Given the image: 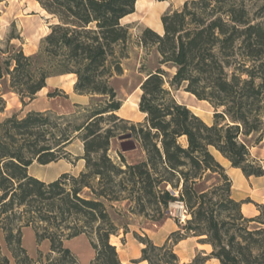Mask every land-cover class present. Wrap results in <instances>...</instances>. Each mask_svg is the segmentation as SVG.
<instances>
[{
    "label": "trees",
    "instance_id": "obj_1",
    "mask_svg": "<svg viewBox=\"0 0 264 264\" xmlns=\"http://www.w3.org/2000/svg\"><path fill=\"white\" fill-rule=\"evenodd\" d=\"M37 1L56 21L37 52L13 47L0 79L27 105L50 77L74 74L75 92L92 99L70 114L33 109L0 121V231L8 251L0 243V264H81L66 241L83 234L94 249L89 264H124L111 237L129 226L118 224L109 206L125 204L127 214L158 223L177 200L190 218L178 219L162 244L135 233L144 245L140 261L180 264L175 245L196 236L213 249L190 264H264V204L258 215L244 214L245 201L233 197V180L213 151L246 177L264 176L251 152L264 138V1L185 0L162 15V33L146 27L139 43L160 58L140 85L139 122L119 114L123 100L112 84L131 40L122 19L137 0ZM181 87L215 108L213 123L178 101L173 89ZM116 138L119 160L110 154ZM137 145L144 155L129 162L122 150ZM74 156L83 162L77 172L47 181L31 171L36 162L63 159L78 166ZM25 227L49 250L32 255Z\"/></svg>",
    "mask_w": 264,
    "mask_h": 264
},
{
    "label": "rangeland",
    "instance_id": "obj_2",
    "mask_svg": "<svg viewBox=\"0 0 264 264\" xmlns=\"http://www.w3.org/2000/svg\"><path fill=\"white\" fill-rule=\"evenodd\" d=\"M149 8L138 9L136 12L129 15L123 20L124 24L129 25L131 40L128 47V56L122 60L123 73L116 75L112 79V84L115 87L118 96L123 100L122 109L119 114L134 122L144 120V114L139 110V101L142 93L141 83L147 73L154 70L159 63L160 55L154 47H144L139 43V37L146 27H151L154 30L162 33L163 25L161 17L169 9L179 8L184 0H167L160 2L159 0H150ZM253 7H257L264 0H251ZM258 1V2H257ZM44 9L37 0H1L0 1V69L3 66V61L8 58L14 48L23 47L27 54H33L39 49L41 40L50 32V25L56 21ZM264 19V18H263ZM14 37V38H12ZM12 38V39H11ZM174 69H171L173 72ZM8 78L0 79L3 96L6 100V108L0 111V121L4 118L17 113L19 116L25 115L30 110H52L60 114H70L78 108L72 99H70L67 89L74 79L72 76L59 77L64 90L56 96H49V92L44 91L38 93L37 96L29 101L27 105H23L19 96L10 90ZM54 81L51 80V83ZM173 93L178 101L187 104L194 112L198 113L204 119L209 120L214 116L215 108L205 100H199L195 95L187 92L184 87L173 89ZM73 95V99L86 102L88 105L92 97H77ZM120 139L113 140L110 154L116 160H119L118 151L121 150ZM77 146V145H76ZM74 146L73 150H77ZM129 162L140 160L143 157V151L139 145L132 150H122ZM217 158L225 164L230 177L233 180V197L238 200H244L243 212L247 216H255L260 213L258 204H264V176L246 177L241 170H235L219 152L213 150ZM253 157L264 166V138L263 141L251 148ZM76 160V157L74 156ZM78 166H74V162L63 159L58 162H53L47 165H42L36 162L31 171L43 178L55 177L59 172L73 168L72 171L77 172L82 167L83 162L76 160ZM215 182L211 180L209 183ZM173 202L169 208V215L161 222H149L143 217L127 214L125 204H115L114 207L109 206V210L115 221L123 225L128 223L129 232L125 233L124 228H120L118 235H112L111 241L117 246L120 257L121 254L125 257L124 264H148L146 261H140L141 249L144 246L135 233L144 236L147 234L157 244H162L166 241L171 232L179 229L177 220L179 212L175 209ZM126 214V216H123ZM190 218L189 214L187 218ZM186 218V219H187ZM186 221V220H185ZM179 219V222L185 223ZM254 222L252 226H256ZM23 243L32 255H36L37 248L43 251H48L49 242L37 243L35 232L32 227H25ZM200 238L190 236L175 245V251L180 257V264H190L198 254H210L212 246L207 243L200 242ZM0 243L3 246L5 253H8L4 236L0 231ZM66 245L70 247L79 257L81 264H89L94 255V249L90 240L86 235H80L66 241ZM122 259V258H121ZM216 259L210 260L212 264Z\"/></svg>",
    "mask_w": 264,
    "mask_h": 264
},
{
    "label": "crops",
    "instance_id": "obj_3",
    "mask_svg": "<svg viewBox=\"0 0 264 264\" xmlns=\"http://www.w3.org/2000/svg\"><path fill=\"white\" fill-rule=\"evenodd\" d=\"M160 1V0H159ZM163 1H167V0H163ZM163 1H160V2H163ZM185 1V0H184ZM136 12V11H135ZM134 12V13H135ZM133 14V13H132ZM129 15H131V14H129ZM129 15H127L126 17H128ZM126 17H124L123 19H122V22H123V20L126 18ZM64 76H72L74 79L72 80V82H71V84H70V88L69 89H67V93L66 94H69V97H70V99H72V102H74V104H76V103H80V104H86V102L84 103V102H82V101H79V100H77V99H73V95H72V93L74 94V96H77V97H85L86 95H83V94H78V93H76L75 92V90H74V85H75V82H76V76L74 75V74H64V75H57V76H52V77H50L49 79H48V81H47V86L46 87H44L39 93H41V92H44V91H46V92H48L49 90H51V89H56V88H59V89H62V90H64L63 89V87H62V85H61V83H60V81H59V79H57V78H59V77H64ZM54 79V81L51 83V80H53ZM122 109V108H121ZM196 113V112H195ZM196 114H198V113H196ZM199 115V114H198ZM200 116V115H199ZM202 117V116H201ZM203 118V117H202ZM204 119V118H203ZM207 123H209V124H211V123H213V121H214V116H212L209 120H206V119H204ZM226 159V158H225ZM227 160V159H226ZM61 161V160H60ZM229 163H230V161L229 160H227ZM224 166H225V164H223ZM232 166V165H231ZM74 168V167H73ZM73 168H69V169H66V170H63V171H61V172H59L55 177H52V178H43V177H41V176H39V175H37V174H34V175H36V176H38L39 178H41V179H43V180H47V181H49V180H53L54 178H56L57 176H59L62 172H65V171H72V169ZM225 168H226V166H225ZM235 170H241V169H239V168H235V167H233ZM227 169V168H226ZM242 171V170H241ZM227 172H228V170H227ZM243 173V172H242ZM228 174H229V172H228ZM46 242H48L47 240H46ZM38 249L39 248H37V250H36V252L35 253H37V251H38ZM93 257H94V255H93Z\"/></svg>",
    "mask_w": 264,
    "mask_h": 264
},
{
    "label": "built area",
    "instance_id": "obj_4",
    "mask_svg": "<svg viewBox=\"0 0 264 264\" xmlns=\"http://www.w3.org/2000/svg\"><path fill=\"white\" fill-rule=\"evenodd\" d=\"M174 207L179 212V215H178L179 219L182 220V221H185L187 216H188V209H187L186 205L184 204V202L180 201V200H177L174 203Z\"/></svg>",
    "mask_w": 264,
    "mask_h": 264
},
{
    "label": "bare ground",
    "instance_id": "obj_5",
    "mask_svg": "<svg viewBox=\"0 0 264 264\" xmlns=\"http://www.w3.org/2000/svg\"><path fill=\"white\" fill-rule=\"evenodd\" d=\"M152 3H151V1L150 0H137V3H136V8H138V9H144V8H149L150 7V5H151ZM44 9V8H43ZM45 10V9H44ZM46 11V10H45ZM45 11H44V13H45ZM121 258H122V261H123V263H126L125 262V257H124V255L123 254H121Z\"/></svg>",
    "mask_w": 264,
    "mask_h": 264
}]
</instances>
